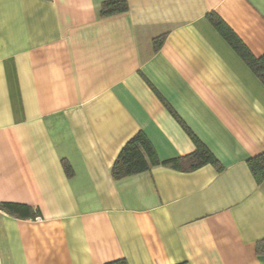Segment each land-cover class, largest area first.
<instances>
[{
  "label": "crops",
  "instance_id": "1",
  "mask_svg": "<svg viewBox=\"0 0 264 264\" xmlns=\"http://www.w3.org/2000/svg\"><path fill=\"white\" fill-rule=\"evenodd\" d=\"M0 0V264H264V85L208 19L264 54V0ZM161 39L155 48L153 41ZM143 132L159 160L111 166ZM63 162L72 168L67 175Z\"/></svg>",
  "mask_w": 264,
  "mask_h": 264
},
{
  "label": "trees",
  "instance_id": "2",
  "mask_svg": "<svg viewBox=\"0 0 264 264\" xmlns=\"http://www.w3.org/2000/svg\"><path fill=\"white\" fill-rule=\"evenodd\" d=\"M127 9V0H105L100 7V15L102 17H109L126 12ZM207 17L264 85V54L259 58H255L217 14L210 13ZM160 43V38L153 41L155 48ZM191 136L196 147L194 152L185 156L161 161L158 159L146 135L141 131L136 133L121 148L113 162L111 166L112 178L115 180L123 179L158 165L180 171H192L205 164H212L218 167V162L212 153L193 135ZM247 165L256 181L258 183L262 182L264 180V151L250 158L247 161ZM63 167L67 175L72 174V168L68 163L63 162ZM0 206L4 211L17 218L28 219L40 216L39 210L30 205L3 203ZM255 252L257 255H264V237L255 242ZM106 264L128 263L125 259H118Z\"/></svg>",
  "mask_w": 264,
  "mask_h": 264
}]
</instances>
